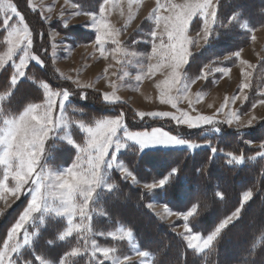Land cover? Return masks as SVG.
Returning a JSON list of instances; mask_svg holds the SVG:
<instances>
[{
	"label": "rangeland",
	"instance_id": "obj_1",
	"mask_svg": "<svg viewBox=\"0 0 264 264\" xmlns=\"http://www.w3.org/2000/svg\"><path fill=\"white\" fill-rule=\"evenodd\" d=\"M9 2L14 4L18 11L24 16V21L28 25L32 34V45L29 49L32 56H38L42 61V57H44L43 54L48 50L51 55V63L61 78L63 77L75 88L91 91L93 93L92 97H95L96 93L101 94V96L103 93H115V95L120 98L118 102H125L126 106L131 109V113L129 114L135 117H138L136 112L140 111H166L174 112L179 115V109L187 112L190 116L205 115L214 117L215 123L199 127H187V125H177L176 122L170 118H164L166 122H169V125L180 129L209 127L211 130L210 133L219 132L223 126L240 129L252 128L256 126L259 121L264 119V105L259 103L260 99H264V95H261V93H264V68L260 66L262 59H264V25L252 29L249 26V23L244 21L243 27L251 30L252 35L250 42L237 50L240 52V57H235L234 53L237 51H234L225 56L229 57V59L234 57L233 61H230L229 64L225 65L224 62L229 59L223 57L220 59L221 63L219 65L212 63L203 65L202 71L208 73V78L197 79L195 83L191 84L189 93L191 103H189V99L181 98L177 103V106L174 108L171 104L161 102L160 88L157 87L159 83L167 78L170 71L167 67L160 68L154 75L146 76L141 81L135 79V77L140 75L142 71L147 72V65L149 63L147 56L152 52V41L154 39L151 37L150 33L153 30L159 31L163 28V23H161L160 29H156L155 20L151 16L153 10L156 8L157 0H133L131 8L129 0H111L110 5L108 6L106 20L112 28L119 29L118 39L120 40L121 48L123 49L116 53L115 56L113 55V49L116 48V45L110 40L105 41L104 55H101V49L96 43V30L92 27V18L88 13H92L99 18V11H83L79 9L78 5L72 0H22L24 10L35 11L33 13V20L34 18L38 20V17L40 16L42 21H44L43 28L45 31L43 32L42 30H39V28L32 29L28 22L29 19L19 10L17 4L13 0H4L5 4ZM160 2L163 4L166 0H160ZM172 2L182 4L185 3V0H172ZM189 2H191V0H189ZM213 3L217 4L218 0H213ZM0 14L3 16L2 13ZM168 14L166 8L160 10V15ZM17 19L18 18L13 17L12 23H16ZM35 22L37 23L38 21ZM197 22L200 23V26L195 27ZM143 24L144 26H142ZM214 24L215 23L211 25V28ZM244 25L247 26L245 27ZM58 26H64L66 29L80 26L84 29L93 31L94 39L73 44L65 37L66 34L59 30ZM142 27L145 28L140 32L141 34L139 36H134L133 33ZM44 34L45 41L42 38ZM186 35L190 40L189 51L191 52V55L183 69L185 76L184 83L196 77L190 76V73L188 72L189 63L192 56L198 53L200 49L208 43V41L205 43L203 39L202 18L197 17L193 21V24L190 25V29ZM45 42L50 43V50L45 46ZM155 42L159 43V40L157 39ZM21 47H23V45ZM6 51L7 43L4 50L0 51V55H3ZM133 53H135V55H133ZM21 55H23L22 50L17 51L12 61H9L6 66L12 65L14 67L15 64L19 63ZM31 61L38 62L36 59L30 58L28 64ZM242 61L247 63L242 64ZM151 63L155 64L156 59L153 58ZM248 65H251V67ZM217 69L228 71L225 75L223 71H217ZM244 72L251 73L249 77L250 87L243 90L248 97L247 100L241 102V100L238 99L235 103H229L226 105L223 111L217 112V109L225 104V97L241 95L240 85L244 80ZM126 73L127 75H125ZM77 84L86 85L88 87H77ZM48 85L53 92L67 90H55L50 84ZM82 95L85 94L83 93ZM54 99L56 100V105L53 109V120L58 116H63L65 122L58 128L54 129V134L46 143L44 163L49 166L50 171L59 173L67 169L74 162V159L78 154L77 149L72 144L67 143L65 136H71L75 143L83 145L85 143L86 133L80 129L78 123L76 134L78 136L81 135L82 138L80 139L77 136L74 137L72 124L66 111L68 99L65 102L63 110L59 107L60 97H54ZM46 100L47 98L44 94L43 100L35 104H44ZM229 111L237 112L239 120H234L232 124L224 123L223 121L227 119L226 113ZM18 114L3 113L0 115V126L3 125L4 116ZM117 116L123 117V126L118 130L115 140L123 143L125 146L118 150L113 146V150H109V159L105 161L101 168V182L96 188L92 201L89 203V215L91 219L86 221L91 228V232L80 236L74 233L72 236L60 239V234L67 227V218L63 215H56L54 212L45 210L42 205L41 210L33 213V218L30 219L25 224L24 228L20 230L17 240L21 243L23 242V234L25 230L29 233H34V235H32L31 240L27 245H22L16 253L12 254L14 264H40L41 261H43V264H61V262H63V264H101V261L102 264L107 262H110V264H119V262L120 264H123L126 256L130 258L131 262L136 261L139 264H153V255L148 251L140 249L137 238L131 229L121 223L115 225L112 221H108L109 219L105 213L104 207L98 202L99 193L103 189L109 190L106 186L113 184L112 173L114 170H117L122 174L121 168H127L121 158V153L125 152L131 146L138 147L140 151L158 148H187L194 151L207 144L181 137L163 126L132 128L126 121L125 113L103 118H115ZM153 118L154 117L145 116L144 118L138 117V120H145L148 122L152 121ZM250 119L253 120L251 125L248 124ZM157 129L165 131L184 142L180 144L152 143L141 147L138 142L129 139L125 135V131L151 134V132ZM63 141L68 144V147L70 145V147L75 150L73 155L70 152L71 156H69L70 161L68 163H65V159L67 158V154L69 155V149H64L67 146ZM251 145L253 147L261 146V144L256 143H251ZM0 150H2V146H0ZM113 156L115 157L114 161L111 159ZM57 160L59 162H57ZM0 166L3 167V176L1 180H4L5 166ZM37 171H39V169H37ZM123 176L133 182L135 187H139L151 194L152 198L148 204L154 213H156L165 223L170 225L177 233L184 232L185 221L181 215L177 214L187 211H175L165 203L160 202V200L156 198L155 192L161 187L149 190L144 186L145 184L158 182L161 178L151 182H143L134 174L133 176L136 177L135 181H133L132 177ZM34 178L35 176L33 175L32 178L28 180V183L24 186V189L20 194L14 195L10 191L0 192V241L4 237L5 230L7 229L6 225L8 226L9 221H14L9 228L10 230L22 214L24 208L31 201L30 193L34 186L32 184ZM5 183L9 189L15 186V181L11 175L7 177ZM25 195H28V199L22 203L21 200ZM52 203L55 205L59 202L52 200ZM165 207L170 210L171 214L165 211ZM238 208L241 211V207L238 206ZM190 219L191 217L189 220ZM74 220L79 223L80 217L76 216L74 217ZM188 223L189 227H191L189 221ZM127 231L132 232V237L129 238L124 236L123 239H121L120 237ZM192 231L195 232L193 229ZM50 233H54L52 237L56 238L54 241L45 243L44 240H41L42 238H47ZM109 233H114L115 235L112 236L109 235ZM201 235L207 236L208 234ZM93 240H95L98 247L114 248L115 251L111 254L112 257L103 259V256L99 253L96 256H93L91 254V244ZM36 242H38V252H33L32 249L34 245H36ZM47 244L52 248L57 245H65L64 248L59 250L60 255L58 259L55 258V254L51 253L52 251L49 253L46 252ZM73 248H80V254L74 257L67 256L66 254L71 252ZM85 248H87V250H85ZM205 250L197 251L203 252ZM136 251L146 252L148 253V256L146 258L139 257Z\"/></svg>",
	"mask_w": 264,
	"mask_h": 264
},
{
	"label": "trees",
	"instance_id": "obj_2",
	"mask_svg": "<svg viewBox=\"0 0 264 264\" xmlns=\"http://www.w3.org/2000/svg\"><path fill=\"white\" fill-rule=\"evenodd\" d=\"M13 1L27 16L32 29L45 31L44 21L40 16L38 20L32 19L35 11L24 10L22 0ZM72 1L79 9L88 12H98L103 3V0ZM217 6V17L208 43L192 56L189 63L188 72L192 77L200 74L203 65H219L221 58L250 42L252 32L243 27L244 21L252 29L264 25V0H218ZM234 14H237L236 19H233ZM196 26H200V23L197 22ZM145 27L137 29L133 35L139 36ZM58 28L73 44L94 39L93 31L80 26ZM5 35V30L0 29V51L6 47V43L2 42ZM42 38L45 41V34ZM45 43L49 48L50 43ZM43 55V64L31 61L26 67L25 75L12 88L10 78L14 67L8 65L1 71L0 94L11 91L8 97L4 96L0 100V109L4 110V114H18L28 103L41 102L44 98L41 85L46 82L55 90L67 89L70 92L66 111L74 137L82 138L76 134L79 122L93 124L100 118L122 113H125L126 121L132 128L163 126L181 137L207 145L194 151L187 148L140 151L138 147L131 146L121 153L125 166L143 182L167 178V182L155 194L160 202L173 210L189 211L196 205L198 211L189 220L195 232L204 235L211 233L224 218L238 206L241 207L238 218L222 230L214 244L199 252L190 248L181 234L153 212L148 204L152 198L150 193L135 187L133 182L114 170L112 188L103 189L99 193L98 202L104 207L108 221L115 225L121 223L134 232L139 247L153 255V264H264V149L251 145L264 144V119L252 128L223 126L219 132L212 133L209 127L180 129L169 125L164 118L140 121L138 117L129 114L131 109L125 102L107 103L99 93L92 97L91 91L75 88L54 69L48 50ZM233 59L234 57L224 62L225 65ZM260 66L264 68V59ZM83 93L86 98H82ZM66 146L64 149H69V155L67 154L65 163H68L70 152L73 155L75 150L70 145L68 147L67 143ZM228 153L243 156L244 159L238 164L229 163ZM2 176L3 167L0 166V180ZM249 190L253 195L247 202H243L242 195ZM217 192L223 193V198L218 197ZM27 199L28 196L21 202L24 203ZM13 223L14 221H9L8 226L6 225L0 248ZM53 235L54 233H50L41 240L45 243L54 241L56 238H52ZM38 242L34 245L33 252H38ZM65 245L52 248L47 244L46 252L52 251L58 259L59 250ZM131 264L139 263L133 261Z\"/></svg>",
	"mask_w": 264,
	"mask_h": 264
},
{
	"label": "snow or ice",
	"instance_id": "obj_3",
	"mask_svg": "<svg viewBox=\"0 0 264 264\" xmlns=\"http://www.w3.org/2000/svg\"><path fill=\"white\" fill-rule=\"evenodd\" d=\"M133 0H129V5L131 8ZM111 0H103V3L99 7V18L92 13L88 15L92 18V27L96 30V43L101 49V55H104V45L106 40H110L113 44L116 45V48L113 49V55L122 51L121 42L118 39L119 29L112 28L111 25L106 20V15L108 12V6L110 5ZM217 4L213 3V0H185V3L176 4L172 0H166L165 3H161L160 0H157L156 8L153 10L151 16L155 20L156 29H160L161 23H163L162 30H153L150 35L153 37L152 41V52L147 56L149 61L147 65V72H143L140 75H137L135 79L141 81L146 76L154 75L157 70L162 67H167L170 71L167 75V78L157 85L160 88V99L162 103L171 104L174 108L177 106V103L181 98L189 99L190 86L192 83H195L197 79H207L208 73L200 71V74L195 78H192L190 81L184 83V66L187 64L191 52L189 51L190 40L186 33L190 29V25L193 24V21L199 17L203 21V39L205 43L208 41L209 35L211 34V25L215 23L217 17ZM166 8L168 15H160V10ZM0 13L3 14L0 17V29H4L7 35L4 37V41L7 43V51L0 55V71L6 68V65L9 61H12L13 57L16 55L17 51L22 50L23 55L20 56L19 63L14 65L15 71L10 78V88L14 87L21 77L25 75V69L28 65L29 59H36L39 63L43 64V61L40 60L38 56H32L29 52V49L32 45L31 32L28 25L24 21V16L18 11L17 7L12 3H4V0H0ZM234 14L233 19H236ZM13 17L18 18L16 23H12ZM131 18V17H130ZM245 27L247 25H244ZM159 40V43H156V40ZM23 45V47H21ZM135 55V53H133ZM234 56L239 58L240 52L237 51L234 53ZM156 59V63H151L152 59ZM229 59V57H225ZM247 63V62H243ZM251 67V65H248ZM207 67V66H205ZM217 71H223L226 75L228 70L217 69ZM127 75V73L125 74ZM251 73L244 72V80L240 85V96L225 97V104L221 105L217 109V112L223 111L226 105L229 103H235L236 100H241V102L247 100V95L243 92L244 89L250 87L249 77ZM42 88L44 90L45 96L47 95V107L52 111L53 118V109L56 105V100L54 97H60L59 107L61 110V103L65 106V102L68 97L71 95L68 90H62L53 92L49 85L45 82L42 83ZM77 87H88L86 85L77 84ZM175 93V94H173ZM11 94V91L7 92V97ZM264 95V93H261ZM82 98H86V95H82ZM0 98V100H3ZM102 99L107 103H117L119 97L115 93H103ZM189 103L191 100L189 99ZM259 103L264 105V99H260ZM255 106V105H253ZM179 115L174 112H136L137 116L144 118L145 116L154 117V118H170L175 121L177 125H187V127H199L207 124L215 123L214 117L197 115L190 116L187 112L179 110ZM32 115L39 118L41 116V110L36 109ZM227 119L223 121L227 124H232L234 120L238 121L239 116L235 111H229L226 113ZM254 119V118H253ZM114 121L112 124H106L102 129L100 134H96L95 138H90L89 142L83 145H80L81 151L78 154V159L71 169L64 170L59 172L60 180L57 181L58 184L62 183L65 185L61 191H69V185H76L77 180L81 177V173L84 172L88 183L85 184L82 188L76 189L75 199L69 203L62 205L58 211L60 215H63L67 218V227L60 234V239L72 236L76 233L78 236L85 233H90L91 228L86 221L91 219L89 215V203L92 201L96 188L101 182V168L104 165L105 161L109 159V150L123 148L125 145L115 140V137L118 133V130L123 126V117L117 116L115 118H103L98 119L97 121L103 124L105 121ZM253 122L252 119L248 121V124L251 125ZM95 128L96 123L89 125ZM114 130V131H113ZM125 135L136 142H138L141 147L152 144V143H164V144H180L184 141L176 138L175 136L170 135L169 133L162 131L160 129L154 130L151 134L148 133H132L125 131ZM261 148H264V144H261ZM215 151V149H213ZM264 154V152H262ZM230 157L229 163H241L244 159L243 156L237 157L232 153H228ZM86 157V159H85ZM91 157V167L89 166V158ZM81 159L83 163L81 164ZM112 161L115 157L113 156ZM86 164V167H85ZM85 170H88L85 172ZM121 173L127 177H132L135 181L136 177L127 169L122 167ZM11 175L15 181V186L11 189L7 187L5 181L7 177ZM36 176L35 172H29L28 167H25L23 171L18 170L15 166L8 168L7 175L4 173V180H0V192L10 191L12 194L17 195L22 192L24 186L28 183V180L32 176ZM167 182V178L160 179L158 182H153L145 184L147 189H155L157 187H162ZM46 184L48 181H42ZM33 188L31 189V203H28L24 208L22 214L19 216L18 220L9 230L7 237L3 241V246L0 248V264H14L13 253H16L22 245H27L32 235L34 233H29L27 230L23 234V242L21 243L17 240V237L20 234V230L24 228L25 224L33 218V213H36V209L41 206L42 201H44V187H41L37 190L36 184L33 183ZM109 190L112 188V185L106 186ZM80 193H83L82 195ZM253 195L252 191H246L242 195V201L247 202ZM217 196L223 198V193L217 192ZM79 198V199H78ZM165 211L171 214L170 210L165 207ZM198 207L194 205L189 211L184 213H178L181 215L184 223V232L179 234L183 235L184 239L187 242V245L190 248L197 249V246H200L202 250L210 248L216 241L219 234L228 226L231 222L238 218L240 214V209L237 208L232 213H230L226 218L218 224V226L207 236H203L200 233L193 232L191 227H189V218L196 214ZM55 213V212H54ZM56 214V213H55ZM79 216L80 222L77 223L74 220V217ZM109 235L114 236V233H109ZM132 232H124L120 237L123 239L124 236L129 238L132 237ZM86 238V237H85ZM207 246V247H205ZM91 254L96 256L98 253L103 256V259H108L112 257L114 253V248L108 247H98L95 240L91 244ZM87 250V248H85ZM81 252L80 248H73L71 252L67 253V256H77ZM137 255L142 258H146L148 253L143 251H136ZM43 264V261L40 262ZM63 264V262H61ZM102 264V261H101ZM120 264V262H119ZM123 264H131L129 257L124 258Z\"/></svg>",
	"mask_w": 264,
	"mask_h": 264
},
{
	"label": "clouds",
	"instance_id": "obj_4",
	"mask_svg": "<svg viewBox=\"0 0 264 264\" xmlns=\"http://www.w3.org/2000/svg\"><path fill=\"white\" fill-rule=\"evenodd\" d=\"M4 96H7V93L0 94V98ZM37 108L41 110L39 118L32 115ZM61 108H64L63 102L61 103ZM3 112L4 110L0 109V115ZM64 122L63 116H58L53 120L52 111L47 107L46 100L44 104L28 103L18 115L4 116L3 125L0 126V146H2V150H0V165L5 166V175H7L8 168L10 167L15 166L20 171L28 167L30 174L31 172L36 173L33 183L36 184L37 190L41 187L45 189V199L42 201L41 206L36 209V212L40 211L43 205L45 210L60 215L58 209L62 205L71 203L77 194L76 189L82 188L88 183L84 172H82L76 185H69V191L67 192L61 191L65 185L57 183L60 180V174L50 171L49 166L44 163L46 143L54 134V129ZM95 123L96 126L93 128L83 121L79 122L80 129L86 133V144L90 138H95L96 134L102 136L101 129L106 124L114 123V121L109 120L101 124L95 120ZM65 139L67 143L72 144L77 149V153L79 154L81 151L80 144L75 143L71 136H65ZM78 154L74 162L65 171L73 167L78 159ZM80 162L82 164L83 160L81 159ZM89 166L91 167V157L89 158ZM42 181H48V183L44 184ZM80 194L82 195L83 193ZM52 200H56L59 203L54 205ZM197 248L202 251L200 246H197Z\"/></svg>",
	"mask_w": 264,
	"mask_h": 264
}]
</instances>
